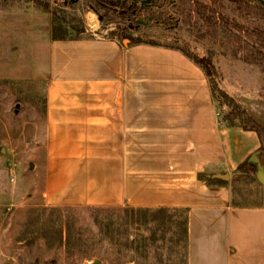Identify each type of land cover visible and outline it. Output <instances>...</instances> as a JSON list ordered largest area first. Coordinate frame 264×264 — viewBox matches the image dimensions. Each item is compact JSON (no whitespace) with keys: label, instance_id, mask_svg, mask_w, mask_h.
I'll use <instances>...</instances> for the list:
<instances>
[{"label":"crops","instance_id":"0c3cea01","mask_svg":"<svg viewBox=\"0 0 264 264\" xmlns=\"http://www.w3.org/2000/svg\"><path fill=\"white\" fill-rule=\"evenodd\" d=\"M46 43L45 205L188 209V264H264V207L234 206L231 186L261 139L215 119L197 63L112 37Z\"/></svg>","mask_w":264,"mask_h":264},{"label":"rangeland","instance_id":"374dc122","mask_svg":"<svg viewBox=\"0 0 264 264\" xmlns=\"http://www.w3.org/2000/svg\"><path fill=\"white\" fill-rule=\"evenodd\" d=\"M44 1L53 11H62L60 18L66 17L70 26H76L79 32L74 35L80 37L113 38V31L127 25L125 21L113 22V0H104L111 15L97 0ZM157 2L159 6L138 12L136 17L146 19L150 13L154 21L161 19L165 26L157 30L151 27L141 40L211 57L222 88L264 125V11L251 0ZM54 21L53 14L44 11L38 0H0V264H160L131 260L130 251H121L113 244V232L126 231L132 238L149 233L150 225L140 218L145 209L119 207L92 212L85 207L64 211L62 218L67 219L72 212L75 217L67 222V228L65 225L64 235L78 230L88 238L76 249L58 241L48 245L29 234L21 211L51 207L43 198L46 81L38 59L52 37ZM118 38L121 44H133L130 39ZM214 103L215 119L222 122V110ZM260 162L263 168L264 161ZM263 175L233 176L232 181L240 179L239 202L264 207ZM26 230L28 235L21 236ZM181 262L175 264L185 263Z\"/></svg>","mask_w":264,"mask_h":264},{"label":"trees","instance_id":"16d2710c","mask_svg":"<svg viewBox=\"0 0 264 264\" xmlns=\"http://www.w3.org/2000/svg\"><path fill=\"white\" fill-rule=\"evenodd\" d=\"M255 2L263 11L264 3L259 0H251ZM38 4L42 6V9L46 12L53 14L54 22L51 25L52 38L54 40H69V39H80V37L74 35V32H79L76 26H70L68 19L65 17L64 20L60 18V11L52 10L50 3L44 0H38ZM96 9V8H95ZM110 10V9H109ZM108 11V15H111V11ZM98 12V10H96ZM99 13V12H98ZM102 17L104 15H101ZM112 19V18H111ZM132 19V15L129 11L113 12V22L125 21L128 22ZM102 20H104L102 18ZM113 38L121 36L123 41L130 39L133 44L144 43L142 39L143 34H148L147 31L143 34L136 36L129 26L120 27V29L113 31ZM156 33V32H155ZM117 35H119L117 37ZM148 43V42H146ZM158 45V44H156ZM179 49V48H178ZM181 50V49H180ZM186 56L194 60L207 74L208 81L210 84L211 92L214 101L221 108L223 113L222 123L228 127H238L245 131H255L258 133L262 146L254 154L246 158L242 163L239 164L236 172L240 175H248L258 177L261 172H264V166L261 168L260 162L264 161V125L259 122L234 96L222 88L220 79H217L213 66V59L208 56H193L191 53L181 50ZM47 99L45 93L44 99V114L46 113ZM256 175V176H255ZM201 178L207 180L209 184L214 183H228L220 179L206 178L203 174ZM235 179L231 182L232 186V204L236 207H256L245 205L239 202L236 194L239 191L237 181ZM88 210L103 211L110 210L112 208H100V207H86ZM80 210L82 208L76 207H43V208H32L22 210L21 212L25 216V223L29 227V234L34 239H40L47 241V244L58 241L59 244H64L69 249L75 248L77 245H85L87 237L79 233L78 230L67 232L64 235V227L67 222L74 220L72 216L73 212L67 215V219L62 218V214L67 210ZM115 209V208H113ZM188 209H145L141 211L142 221L149 224V233L144 235L138 234L137 238H132L126 231H119V233L113 232V244L118 245L119 249L124 252L130 251V259H139L143 262L157 263L160 264H175L176 262L183 261L184 264H188V235H189V213ZM61 224V228H59ZM21 236H27L28 231L22 232ZM58 233V235H55ZM118 235V237H117ZM117 240V241H116ZM116 243V244H115ZM80 246V247H81ZM114 247V246H113ZM76 249V248H75ZM185 251V255L183 254ZM127 254V253H126ZM137 255V258L135 257ZM124 255L121 254V259ZM185 259V260H184ZM122 261V260H120ZM182 263V262H181Z\"/></svg>","mask_w":264,"mask_h":264},{"label":"flooded vegetation","instance_id":"af4514ba","mask_svg":"<svg viewBox=\"0 0 264 264\" xmlns=\"http://www.w3.org/2000/svg\"><path fill=\"white\" fill-rule=\"evenodd\" d=\"M97 3L100 4L102 8L109 10L110 5L107 1L97 0ZM157 6H159L157 0H113V12L129 11L131 13L132 19L126 23L129 26V29L137 36L141 33L143 34L151 27H153L152 29L157 30L158 28L165 26L161 19L154 21L152 14L150 13L146 19L136 17L138 12H144L152 7L156 8Z\"/></svg>","mask_w":264,"mask_h":264},{"label":"water","instance_id":"95a60500","mask_svg":"<svg viewBox=\"0 0 264 264\" xmlns=\"http://www.w3.org/2000/svg\"><path fill=\"white\" fill-rule=\"evenodd\" d=\"M71 1L72 2H75L77 0H71ZM259 1L262 2V3H264V0H259ZM260 174H262V172ZM260 174H259V176H260ZM215 177H221L223 179H229V175L228 174H226V175H216ZM263 181H264V175H263ZM94 264H100V263L99 262H95Z\"/></svg>","mask_w":264,"mask_h":264}]
</instances>
